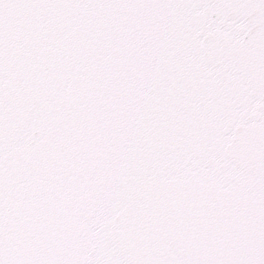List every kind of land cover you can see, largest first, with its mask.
<instances>
[{"label": "snow or ice", "instance_id": "1", "mask_svg": "<svg viewBox=\"0 0 264 264\" xmlns=\"http://www.w3.org/2000/svg\"><path fill=\"white\" fill-rule=\"evenodd\" d=\"M0 264H264V0H0Z\"/></svg>", "mask_w": 264, "mask_h": 264}]
</instances>
